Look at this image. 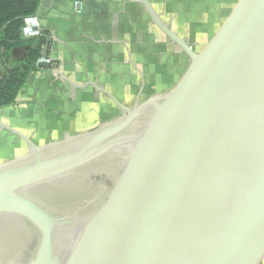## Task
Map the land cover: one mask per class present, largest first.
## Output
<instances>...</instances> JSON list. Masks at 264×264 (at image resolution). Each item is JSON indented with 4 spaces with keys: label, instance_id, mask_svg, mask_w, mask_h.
Returning a JSON list of instances; mask_svg holds the SVG:
<instances>
[{
    "label": "water",
    "instance_id": "obj_1",
    "mask_svg": "<svg viewBox=\"0 0 264 264\" xmlns=\"http://www.w3.org/2000/svg\"><path fill=\"white\" fill-rule=\"evenodd\" d=\"M138 1L187 73L169 94L44 148L0 123L28 147L0 165V264L264 261V0H241L201 54ZM109 164L112 187L93 196L50 189Z\"/></svg>",
    "mask_w": 264,
    "mask_h": 264
},
{
    "label": "crops",
    "instance_id": "obj_2",
    "mask_svg": "<svg viewBox=\"0 0 264 264\" xmlns=\"http://www.w3.org/2000/svg\"><path fill=\"white\" fill-rule=\"evenodd\" d=\"M240 1L148 0L160 20L195 49L218 34ZM36 16L49 37L50 67L28 76L16 104L0 109V123L40 148L120 118L119 105L140 104L135 96L141 88L149 92L145 102L169 94L190 67L138 0H43ZM157 88L167 91L156 94ZM27 152L23 141L0 128V165Z\"/></svg>",
    "mask_w": 264,
    "mask_h": 264
},
{
    "label": "trees",
    "instance_id": "obj_3",
    "mask_svg": "<svg viewBox=\"0 0 264 264\" xmlns=\"http://www.w3.org/2000/svg\"><path fill=\"white\" fill-rule=\"evenodd\" d=\"M42 0H0V109L16 104L28 76L39 68L45 45L23 37V21L37 14Z\"/></svg>",
    "mask_w": 264,
    "mask_h": 264
},
{
    "label": "flooded vegetation",
    "instance_id": "obj_4",
    "mask_svg": "<svg viewBox=\"0 0 264 264\" xmlns=\"http://www.w3.org/2000/svg\"><path fill=\"white\" fill-rule=\"evenodd\" d=\"M117 165L118 164L116 165L109 164L106 166L97 167L93 169V171L88 170L85 172L84 175H80L68 179V181L62 184V186L53 187V188L50 187V189H53L51 191L60 190L67 194L74 195L77 198H86L93 196V192H94L93 190H96L98 186L99 187L104 186L106 188L112 187V182L116 177L115 173L118 172V170L116 171V168H118ZM99 191L103 193L102 188H100ZM96 194L97 196L100 195L99 192ZM21 229L24 232L23 231L19 232V230L21 231ZM19 233H21V236L23 237L27 236L25 227L21 225V222L18 220L16 221V234L19 235Z\"/></svg>",
    "mask_w": 264,
    "mask_h": 264
},
{
    "label": "built area",
    "instance_id": "obj_5",
    "mask_svg": "<svg viewBox=\"0 0 264 264\" xmlns=\"http://www.w3.org/2000/svg\"><path fill=\"white\" fill-rule=\"evenodd\" d=\"M23 37L26 39L38 38L42 35L40 21L35 15L24 19L22 28ZM47 60L41 59L39 63H45Z\"/></svg>",
    "mask_w": 264,
    "mask_h": 264
},
{
    "label": "rangeland",
    "instance_id": "obj_6",
    "mask_svg": "<svg viewBox=\"0 0 264 264\" xmlns=\"http://www.w3.org/2000/svg\"><path fill=\"white\" fill-rule=\"evenodd\" d=\"M238 3H239V2H238ZM226 21H227V20H226ZM214 37H215V36H214ZM214 37H213V39H211L210 41H208V42L206 43L207 45L204 44V45L202 46V48H196V49H195V48H192L191 46H190V47L192 48V50H193L196 54H201L202 51H203L205 48H207V46H208L209 44L211 45V43H212L211 41L214 40ZM208 47H209V46H208ZM178 84H179V83H178ZM177 86H178V85H177ZM177 86H176V87H177ZM174 88H175V87H174ZM171 90H172V89H171ZM162 91H163V92H162ZM165 91H167V90H165V89L163 90V89H158V88H157V89L155 90V93H156V94H160L161 92L164 93ZM141 92H142V88L139 90L138 94L135 96V101L138 99L140 104H142L143 102L145 103V99L147 98V96H148V94H149V92H148L147 90H144L143 93H141ZM162 93H161V94H162ZM139 97H140V98H139ZM147 100H148V98H147ZM140 104H139V105H140ZM32 142H33V141H32Z\"/></svg>",
    "mask_w": 264,
    "mask_h": 264
}]
</instances>
